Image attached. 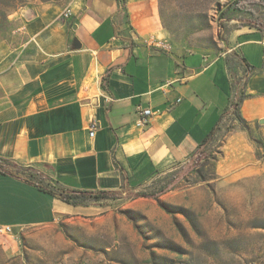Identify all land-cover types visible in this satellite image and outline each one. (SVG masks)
I'll use <instances>...</instances> for the list:
<instances>
[{"label":"crops","instance_id":"1","mask_svg":"<svg viewBox=\"0 0 264 264\" xmlns=\"http://www.w3.org/2000/svg\"><path fill=\"white\" fill-rule=\"evenodd\" d=\"M62 12L44 5L21 20L20 46L0 41V157L70 188L138 190L189 161L221 124L234 93L231 52L245 78L239 111L264 130V30L234 29L216 56L181 55L156 41V0H79L69 21ZM148 107L154 114L142 127ZM88 207L0 173V224L15 231Z\"/></svg>","mask_w":264,"mask_h":264},{"label":"rangeland","instance_id":"2","mask_svg":"<svg viewBox=\"0 0 264 264\" xmlns=\"http://www.w3.org/2000/svg\"><path fill=\"white\" fill-rule=\"evenodd\" d=\"M78 1L0 0V41L20 46L21 20L44 5L73 10ZM156 1V41L181 55H219L234 29L249 26L252 17L264 19L260 3L239 8L240 0ZM235 70L233 83L244 84ZM172 172L173 186L157 197L147 195L151 179L139 187L140 195L102 199L49 225L0 235V264H264L262 123L224 116L207 150L156 178Z\"/></svg>","mask_w":264,"mask_h":264},{"label":"trees","instance_id":"3","mask_svg":"<svg viewBox=\"0 0 264 264\" xmlns=\"http://www.w3.org/2000/svg\"><path fill=\"white\" fill-rule=\"evenodd\" d=\"M252 3H260L264 5V0H240L237 2L239 8H244L248 4ZM249 26L259 28L264 30V19H260L258 17H252L248 20L247 23ZM236 54L234 58H227L229 68L231 73L235 69L237 61L235 60ZM245 61V60H244ZM247 71H252L253 66L246 65ZM109 75H105L104 77V86L106 87L108 84ZM233 98L230 102L229 107L225 110L224 116L230 115L231 117L235 116L239 120L243 122H247V120L241 115L239 111V107L244 98L247 97L245 93V83L240 85V83L234 84L233 83ZM223 116V117H224ZM220 125L215 128L211 133H209L205 139L201 142L200 146L198 147L197 151L194 154H198L202 150H207V147L212 142L215 134L217 133ZM193 154V155H194ZM116 164L121 168L124 172L123 166H121L117 161ZM0 173L1 174H8L20 178L28 183H31L37 186L39 189L52 194L53 196L63 200L64 202L71 204V205H82V206H89L95 202H98L102 199H117L122 197L123 195H130L132 191H136L135 195H140L137 193L138 190L131 189L129 187H122L119 190H89V189H77V188H70L63 186L59 183L53 182L52 180L48 179L38 170H35L32 166H26L14 159L0 157ZM162 173V172H160ZM159 174V173H158ZM157 174V175H158ZM177 173H169L166 175H160L156 178L157 175L153 177L154 180L152 183L154 189L152 192L148 193V196H159L160 194L166 192L173 186L175 179L177 177Z\"/></svg>","mask_w":264,"mask_h":264},{"label":"built area","instance_id":"4","mask_svg":"<svg viewBox=\"0 0 264 264\" xmlns=\"http://www.w3.org/2000/svg\"><path fill=\"white\" fill-rule=\"evenodd\" d=\"M73 15V12L71 9H65L62 12V16L65 19H70ZM154 114V112L152 111V109L150 107L148 108H143L140 112V116L138 119V124L142 127H145L148 125L152 115ZM96 129V123L93 121L92 125H91V134L93 135ZM14 227H12L9 224H0V235H10L14 232Z\"/></svg>","mask_w":264,"mask_h":264}]
</instances>
